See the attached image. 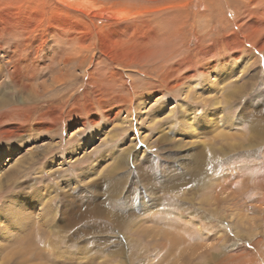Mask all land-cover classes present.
<instances>
[{"label":"rangeland","instance_id":"obj_1","mask_svg":"<svg viewBox=\"0 0 264 264\" xmlns=\"http://www.w3.org/2000/svg\"><path fill=\"white\" fill-rule=\"evenodd\" d=\"M0 11V65L15 56L0 79V264L35 237L45 258L30 264H264V141L249 130L264 118V0ZM57 51L78 60L67 75ZM29 70L42 75L5 84Z\"/></svg>","mask_w":264,"mask_h":264},{"label":"bare ground","instance_id":"obj_2","mask_svg":"<svg viewBox=\"0 0 264 264\" xmlns=\"http://www.w3.org/2000/svg\"><path fill=\"white\" fill-rule=\"evenodd\" d=\"M2 12H4V11H0V14L2 15ZM108 15V14H107ZM114 16V15H113ZM121 16V15H120ZM126 16V14L124 13V17ZM128 16V15H127ZM123 17V16H122ZM127 19V18H126ZM73 40H74V38H73ZM48 45V44H47ZM7 47V46H6ZM2 49V55L3 54H6L7 53V51H6V49L5 48H2V46L0 45V50ZM12 51V50H11ZM14 51V50H13ZM75 51V50H74ZM13 53V52H12ZM48 53V52H47ZM51 53V52H50ZM55 53V56L54 55H51V54H49V55H51V57L53 56V62L54 63H57L58 65H60L61 67L63 66V68H62V74H66L67 75V73H68V65H73V64H77L78 63V60H76L74 57H64V58H61V59H59V53H58V51L57 52H54ZM75 53H78L77 51L75 52ZM16 54V53H15ZM17 55V54H16ZM75 55V54H74ZM47 56V55H46ZM108 56V55H107ZM8 57V62H7V65L4 67V66H2V65H0V79L2 80V78H5L4 76H5V74H7L8 73V71L6 72L5 71V69L4 68H6L7 70L11 67V65L13 64V59L15 58V56L14 55H10L9 54V56H7ZM49 58V57H48ZM80 58V57H79ZM78 58V59H79ZM73 59H74V62H73ZM53 62H52V64H53ZM73 63V64H72ZM24 64V63H23ZM82 64H84V63H81V62H79V64H78V66L79 67H81V65ZM58 65H56V66H58ZM59 66V67H60ZM83 67V66H82ZM242 67H245V69L247 68V65H246V63H245V65L243 64V66ZM214 68V67H213ZM28 69V68H27ZM37 69V68H36ZM10 70V69H9ZM19 70H22V69H19ZM242 70V69H241ZM209 71V70H208ZM244 71V70H243ZM22 72H23V70H22ZM19 74V73H18ZM42 75V73H41V71H36V72H30V70L28 71V73L26 72H24V73H21V74H19V75H17L18 77H16L15 78V76L14 75H12V74H10L9 75V80L10 81H6L5 82V84L8 86V88L10 89V87H11V84L12 83H18V84H21V85H24L25 84V81H28V80H32V78H34V77H36L37 75ZM39 76V77H40ZM53 76V75H52ZM39 77H36V78H39ZM66 77V76H65ZM63 75H60V76H55V78L54 79H51V83L50 84H47L46 83V81H43L42 83H45V87H46V90L47 89H55L56 88V86H62L63 84H64V82H65V78ZM68 78H70V77H68ZM34 80H36L35 78H34ZM209 80V79H208ZM26 85V84H25ZM207 85V84H206ZM43 87V86H42ZM208 87V86H207ZM7 89V88H6ZM204 89V88H203ZM41 90V89H40ZM41 91H43V90H41ZM47 92V91H46ZM54 92V91H53ZM237 92V91H236ZM43 93H45L44 91H43ZM48 93V92H47ZM46 93V94H47ZM230 94V93H229ZM40 95V94H39ZM43 95V94H42ZM41 96V95H40ZM54 96V95H53ZM232 96V95H231ZM235 96V95H234ZM42 97V96H41ZM43 97H44V95H43ZM226 98V97H225ZM3 99V101H0V109H2V108H4L5 107V105L6 104H8L9 103V99L7 98L6 100H4V98H2ZM212 103H213V105L215 106L216 104H217V101L215 102V101H212ZM1 104H2V106H1ZM213 105H210V106H212V107H214ZM211 108V107H210ZM213 111V109L211 108L210 110L209 109H207V112H205V115H211V112ZM264 112V111H263ZM173 113V111L172 110H170V112H169V114H172ZM169 114H167V113H165V115L166 116H168ZM187 112H185L183 115H182V117H181V119H184V118H186V117H188L187 116ZM162 115V114H161ZM204 115V116H205ZM251 115H252V113H251ZM171 116V115H170ZM190 116V115H189ZM161 118V117H160ZM210 119V118H209ZM212 119V118H211ZM214 119V118H213ZM128 123V122H127ZM251 125L249 126V130L251 131V133H253L256 137H258V139H260L261 138V141H264V118H260L259 117V115L258 116H256V117H254V118H252V120H251ZM121 124H123L124 125V122H122ZM182 126V125H181ZM182 130V129H181ZM181 133H182V131H181ZM219 133V135H222L220 132H218ZM217 133V134H218ZM218 136V135H217ZM223 137V136H222ZM216 138H212V140L214 141ZM205 141H207V140H204V141H201V143H204L205 145H206V143H205ZM204 148V147H203ZM218 149V148H217ZM217 149H215V150H213V148L211 147V149H208V147L206 146V148H204V150L202 151V152H200L199 153V157H201V159H206V157H208V155L209 154H211L210 155V157H212V156H216L212 161H216V159H217V157H218V153L216 152L217 151ZM209 150V151H208ZM210 150H211V153H210ZM218 150H220V148L218 149ZM214 167V166H213ZM209 172V169H207V173ZM1 173V172H0ZM218 197V196H217ZM26 212V211H25ZM36 238V240H31V245L29 246V247H25V248H21V249H17L15 252H14V254H13V256H16V261L13 263V264H27V263H31L34 259L35 260H38L39 262L40 261H43L44 259L43 258H45V255H44V253H43V251L42 252H40L39 250L41 249V250H43L42 248H43V246L44 245H42V244H44V240L42 239V238H39V237H35ZM37 241H39V242H37ZM37 245H36V244ZM51 245V244H50ZM52 246H53V244H52ZM32 257H35V258H32Z\"/></svg>","mask_w":264,"mask_h":264}]
</instances>
